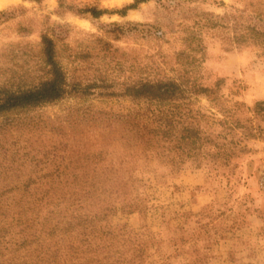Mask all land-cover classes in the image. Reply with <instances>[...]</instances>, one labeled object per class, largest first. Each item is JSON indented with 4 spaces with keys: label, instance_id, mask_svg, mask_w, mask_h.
<instances>
[{
    "label": "rangeland",
    "instance_id": "obj_1",
    "mask_svg": "<svg viewBox=\"0 0 264 264\" xmlns=\"http://www.w3.org/2000/svg\"><path fill=\"white\" fill-rule=\"evenodd\" d=\"M133 1L0 0V85L48 76L44 35L69 83L57 101L0 116V187L88 173L78 188L94 178L87 205L110 203L105 218L122 253L144 244L145 264L195 255L198 264H264V46L251 30L264 27V0H146L124 16L78 11ZM160 78L208 89L164 108L179 127L199 129L197 144L180 145L176 133L146 144L145 127L162 108L125 89ZM8 167L19 178L4 179Z\"/></svg>",
    "mask_w": 264,
    "mask_h": 264
},
{
    "label": "trees",
    "instance_id": "obj_2",
    "mask_svg": "<svg viewBox=\"0 0 264 264\" xmlns=\"http://www.w3.org/2000/svg\"><path fill=\"white\" fill-rule=\"evenodd\" d=\"M59 1L60 5L64 4L63 0ZM143 1L146 0H134L111 11L96 6L78 11L93 17L115 12L124 16ZM251 30L254 38L264 46V27H252ZM41 51L48 76L29 87L0 85V116L52 103L69 93L67 74L57 58L53 39L44 35ZM190 63L197 65L198 61L193 59ZM188 91L198 94L208 89L197 82L174 78L142 79L126 87L127 95L150 101L160 107L159 110L162 108L163 115L158 122L153 127H145V134L149 135L146 144L165 141L175 133L179 134L180 145L186 139L189 145L200 142L199 129L194 125L181 128V122L173 115L164 114L166 104H176ZM145 134L142 133V137ZM8 168L11 171L3 170L4 179L19 178L13 171L16 167ZM71 176L69 172H58L57 177L64 182L50 183L48 187H30L28 182L23 186L0 187V264H145L144 244L130 248L128 255L114 247L117 227H111L105 218L110 203L100 205L95 201L88 207L87 200L94 199V178L89 187L78 188L82 179L86 185L89 174L73 173ZM30 180L31 177L27 181ZM115 192L119 194V189ZM199 261L200 257L195 255L187 264H198Z\"/></svg>",
    "mask_w": 264,
    "mask_h": 264
},
{
    "label": "built area",
    "instance_id": "obj_3",
    "mask_svg": "<svg viewBox=\"0 0 264 264\" xmlns=\"http://www.w3.org/2000/svg\"><path fill=\"white\" fill-rule=\"evenodd\" d=\"M259 184H260L261 188L264 190V169L262 171H260Z\"/></svg>",
    "mask_w": 264,
    "mask_h": 264
}]
</instances>
